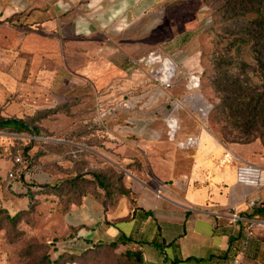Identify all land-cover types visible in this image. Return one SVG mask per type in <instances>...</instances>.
I'll list each match as a JSON object with an SVG mask.
<instances>
[{
	"label": "crops",
	"instance_id": "crops-1",
	"mask_svg": "<svg viewBox=\"0 0 264 264\" xmlns=\"http://www.w3.org/2000/svg\"><path fill=\"white\" fill-rule=\"evenodd\" d=\"M169 1L0 0V49L17 48L39 64L30 72L38 81L30 84L31 102L36 109L63 106L64 126L82 129L77 139L49 138L45 158L9 188L49 184L55 196L82 174L80 195L70 199L56 233L75 240L70 255L117 241L137 264H264V185L238 183L237 163L224 154L250 160L248 145L224 142L203 120L211 104L187 81L201 68L200 54L174 51L171 88L139 61L160 43L148 36L164 32ZM169 117L178 123L175 139ZM190 136L197 144L182 147ZM72 148L83 152L74 162ZM98 170L116 171L121 181L111 178L104 188L92 174Z\"/></svg>",
	"mask_w": 264,
	"mask_h": 264
},
{
	"label": "rangeland",
	"instance_id": "rangeland-1",
	"mask_svg": "<svg viewBox=\"0 0 264 264\" xmlns=\"http://www.w3.org/2000/svg\"><path fill=\"white\" fill-rule=\"evenodd\" d=\"M260 1H263L264 14V0ZM224 3L225 0H171L167 7L166 20L162 26L164 32L161 34V31H158L148 36L152 44L158 40V37L160 40V43L152 45L151 51H159L169 58L175 50L177 56H186L194 52L200 54L201 68L193 70L189 76L194 73L200 75V86L194 90L196 93L205 95L202 101L206 99L211 104L208 115L203 116V120L209 122L212 130L220 136L227 131L226 127L235 125V120L228 116V109L225 108L213 84L214 59L231 37H250L248 35L253 29V24L250 23L253 14L229 18L230 9L223 8ZM174 34H176L175 37ZM19 52L14 47L0 49V118L24 120L35 126L40 134L51 136L35 137L30 132L20 133L14 128V122H11L12 126L8 129L0 128V264H74V262L78 264H134L116 248H98V246L82 253L75 261L69 263L67 259L57 261L60 255L67 254L64 252L55 256L53 246L56 241L66 240V237L56 233L60 227L61 215L65 211L64 207L68 205L70 199L58 194L51 195L49 190L45 193L38 192L35 193L34 205L30 208L25 196L9 188L11 171H15L16 168H20L21 172L29 170L35 161L37 152L39 153L38 159L45 158L41 153H47L50 150L49 138L70 136L77 139L82 133V129L78 127L69 129L64 126L62 111L39 116L41 111L55 109L56 106L36 109V102H31L34 97L28 93V90L30 84L38 81L32 79L30 72L39 64L34 63L35 58L32 54H20ZM20 56H25L30 63L20 62ZM5 57L6 59L10 57L12 60H7L8 63H5ZM245 59L250 66H254V58L246 56ZM237 67L236 65L233 70L237 71ZM258 67L260 68L259 64ZM261 74L263 77L257 78ZM250 77L253 79L252 83L260 87L261 92L263 89L261 85H264V73L257 74L251 71ZM49 104L44 103L45 106ZM35 117L38 118L35 119ZM225 136L230 143H239L231 141L235 138L234 134ZM250 138L251 142L241 143L248 145L246 152L250 160L246 161L263 167L264 129L255 132ZM26 147H30L27 154L24 153ZM82 153L80 148H72L69 149L67 155L74 162L81 158ZM17 157H20L23 163H18ZM32 190L39 191L36 188ZM16 211L22 213L15 222H11L6 216L7 214L13 215Z\"/></svg>",
	"mask_w": 264,
	"mask_h": 264
},
{
	"label": "trees",
	"instance_id": "trees-1",
	"mask_svg": "<svg viewBox=\"0 0 264 264\" xmlns=\"http://www.w3.org/2000/svg\"><path fill=\"white\" fill-rule=\"evenodd\" d=\"M260 0H225L223 8H229V18H234L238 16H245L247 14H253V17L250 21L253 24V29L250 33V37L246 36H234L229 39V41L222 47L218 56L214 59L215 75L213 84L216 88V92L220 94V98L225 105V108L228 109V116L231 119H234L235 125L226 127L227 131H224L220 138L226 142L230 143V140L226 138L227 134H234L235 138L231 141H236L239 143L251 142L250 138L255 132H258L264 129V85H261V92L259 91L260 87L252 83L253 79L250 77V72L264 73V14L263 6ZM249 43V45H247ZM246 56H250L255 59L254 66L246 61ZM240 60V61H237ZM237 61V62H236ZM237 71H234L236 65ZM260 65V68L258 67ZM263 77L257 76V78ZM259 81L261 79H258ZM260 86V85H259ZM63 106H56L55 109L43 110L39 116H45L49 113H55L61 111ZM38 116V117H39ZM38 117H35L37 119ZM11 122H14V128L20 133L30 132L35 137H49L51 135L45 134L42 135L36 129L35 126L29 124L28 122L21 119H3L0 118V128L8 129L11 127ZM58 137V136H53ZM256 137V135H255ZM50 146L53 145L52 141H48ZM30 147H26L24 153L27 154ZM42 155L46 154L45 152L41 153ZM38 156V157H37ZM35 161L39 158V153L37 152ZM34 161V162H35ZM17 169V168H16ZM111 171V170H109ZM102 171L92 172L94 178L97 180L98 184L102 185L104 188H107L106 181L114 178L116 183L121 181L122 175L115 171V173ZM110 173V174H109ZM82 174L77 173L70 180L66 179L65 184L62 183L59 189L56 190V194L61 196H66V198H76L80 195L81 192V182ZM52 187L49 184L39 185L37 190L33 191L31 187L25 192H19L23 196H26L28 199V204L31 207L34 205L35 193H45L47 190H51ZM63 189H66L63 191ZM68 190V191H67ZM123 189H119V192ZM67 200V199H66ZM65 210L68 206L64 207ZM22 212L16 211L13 215L7 214V219L11 222H15ZM123 242V240L121 241ZM119 242L113 241L108 243L107 247L116 248ZM100 243L96 242L91 248L84 250L82 253H85L89 249H93L98 246ZM126 259L134 264H137L134 259L131 258L129 252L124 253ZM81 255H60L58 260L67 259V263L75 261L80 258ZM56 264V263H53Z\"/></svg>",
	"mask_w": 264,
	"mask_h": 264
},
{
	"label": "built area",
	"instance_id": "built-area-1",
	"mask_svg": "<svg viewBox=\"0 0 264 264\" xmlns=\"http://www.w3.org/2000/svg\"><path fill=\"white\" fill-rule=\"evenodd\" d=\"M0 26H2V21H0ZM139 61L143 64H146L151 68V75L154 81L162 84L166 88H171L174 85V77L176 74V65L174 61L164 56L161 52L152 50L145 56L141 57ZM201 77L197 74H191L189 76V86L191 89H196L200 86ZM168 126V136L171 139H175L176 131L178 128L177 120L173 117H169L166 120ZM197 144V138L194 136L188 137V139L184 142H180L182 147H190ZM224 159L226 161L236 162V179L238 183L244 184L246 186H250L256 189L261 188L264 185V168L260 165L254 164L252 162H248L240 155L235 153L232 150H227L224 154ZM18 163H23L20 157L16 158ZM22 172L20 168L15 171H11L9 173L10 179L20 178ZM158 196H162L164 194L162 188H158L156 191ZM233 221L239 219V214L234 212L232 214ZM74 239L69 240H59L54 243V255L59 256L60 254L71 250V248L75 245ZM236 263L239 262L238 259L235 260Z\"/></svg>",
	"mask_w": 264,
	"mask_h": 264
},
{
	"label": "bare ground",
	"instance_id": "bare-ground-1",
	"mask_svg": "<svg viewBox=\"0 0 264 264\" xmlns=\"http://www.w3.org/2000/svg\"><path fill=\"white\" fill-rule=\"evenodd\" d=\"M198 98V97H197ZM199 99V98H198ZM205 112V111H204Z\"/></svg>",
	"mask_w": 264,
	"mask_h": 264
}]
</instances>
